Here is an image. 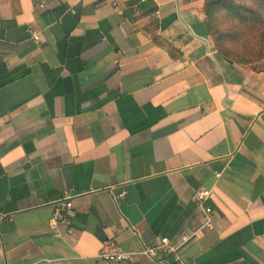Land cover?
Wrapping results in <instances>:
<instances>
[{"label": "crops", "instance_id": "obj_1", "mask_svg": "<svg viewBox=\"0 0 264 264\" xmlns=\"http://www.w3.org/2000/svg\"><path fill=\"white\" fill-rule=\"evenodd\" d=\"M205 6L0 0V264H104L108 241L155 264L165 237L264 264V71L219 54Z\"/></svg>", "mask_w": 264, "mask_h": 264}, {"label": "built area", "instance_id": "obj_2", "mask_svg": "<svg viewBox=\"0 0 264 264\" xmlns=\"http://www.w3.org/2000/svg\"><path fill=\"white\" fill-rule=\"evenodd\" d=\"M39 41V38H35ZM220 177L219 175H217ZM81 195H78V197ZM213 196V191L208 189L199 190L195 195L197 205L209 215L211 208L209 203ZM76 198L70 193L65 191L61 200L54 205V215L51 219L50 228L57 230L61 226H67L70 221V215L74 208V200ZM6 217L2 216L1 221ZM70 233L71 230L69 231ZM1 241V236H0ZM181 245L174 244L171 239L165 237L157 241L155 244L147 245L143 253L148 256L155 264H191L185 260L181 255ZM100 259L104 264H127L132 260V254L124 251L120 246L112 241L104 244L100 253Z\"/></svg>", "mask_w": 264, "mask_h": 264}, {"label": "rangeland", "instance_id": "obj_3", "mask_svg": "<svg viewBox=\"0 0 264 264\" xmlns=\"http://www.w3.org/2000/svg\"><path fill=\"white\" fill-rule=\"evenodd\" d=\"M237 2L251 5L250 0H237ZM218 21V31L224 35L221 47L230 53L231 58L235 61L247 59L250 64L246 65L264 71V26L251 28L242 25L229 15L219 17ZM214 43L217 47L215 40Z\"/></svg>", "mask_w": 264, "mask_h": 264}, {"label": "trees", "instance_id": "obj_4", "mask_svg": "<svg viewBox=\"0 0 264 264\" xmlns=\"http://www.w3.org/2000/svg\"><path fill=\"white\" fill-rule=\"evenodd\" d=\"M250 2L251 5L244 2L239 3L237 0H206L205 6L209 31L217 43L216 48L219 54L228 60L243 65L250 64V62L247 59L235 61L231 58L230 53L221 47L224 35L218 31V20L221 16L229 15L242 25L251 28L264 26V0H250ZM167 49L171 48L167 46Z\"/></svg>", "mask_w": 264, "mask_h": 264}]
</instances>
